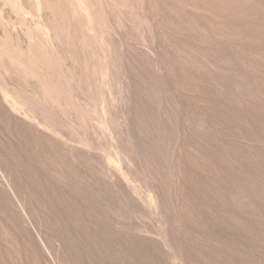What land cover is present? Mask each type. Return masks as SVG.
I'll list each match as a JSON object with an SVG mask.
<instances>
[{"label": "rangeland", "instance_id": "rangeland-1", "mask_svg": "<svg viewBox=\"0 0 264 264\" xmlns=\"http://www.w3.org/2000/svg\"><path fill=\"white\" fill-rule=\"evenodd\" d=\"M0 264H264V0H0Z\"/></svg>", "mask_w": 264, "mask_h": 264}, {"label": "bare ground", "instance_id": "bare-ground-1", "mask_svg": "<svg viewBox=\"0 0 264 264\" xmlns=\"http://www.w3.org/2000/svg\"><path fill=\"white\" fill-rule=\"evenodd\" d=\"M21 137V136H20ZM20 139V138H19ZM38 141V140H37ZM48 142V141H47ZM23 143V142H22ZM43 143V142H42ZM45 147V146H44ZM22 148V147H21ZM42 148H43V146H42ZM39 149V148H38ZM55 149V148H54ZM26 150V149H25ZM29 151V150H28ZM50 153V152H49ZM34 154V153H33ZM39 154H40V152H39ZM34 156V155H33ZM35 157V156H34ZM58 157V156H57ZM58 165V164H57ZM25 172V171H24ZM38 172V171H37ZM39 173V172H38ZM48 173V172H47ZM38 178V177H37ZM81 185V184H80ZM43 187H45V186H43ZM45 189V188H44ZM80 189V188H79ZM83 189V188H82ZM85 191V190H84ZM83 191V192H84ZM74 192V191H73ZM82 192V191H81ZM86 192V191H85ZM80 196V195H79ZM68 197V196H67ZM73 197V196H72ZM61 202V201H60ZM98 203V202H97ZM82 209V208H81ZM87 209V208H86ZM82 210H84V209H82ZM51 214H52V211H51ZM59 214V213H58ZM68 214V213H67ZM54 222H55V220H54ZM68 223V222H67ZM64 229V228H63ZM95 238V237H94ZM117 243V242H116ZM94 259V258H93ZM89 260V259H88ZM97 260V259H96Z\"/></svg>", "mask_w": 264, "mask_h": 264}]
</instances>
